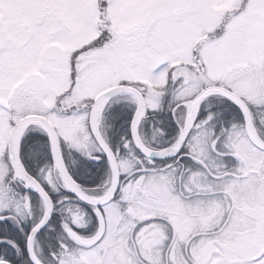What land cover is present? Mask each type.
Here are the masks:
<instances>
[{
  "label": "rangeland",
  "instance_id": "rangeland-1",
  "mask_svg": "<svg viewBox=\"0 0 264 264\" xmlns=\"http://www.w3.org/2000/svg\"><path fill=\"white\" fill-rule=\"evenodd\" d=\"M32 7L37 12L27 21L38 19L43 11L50 20L39 27L29 22L31 26L25 29L23 23L19 24L21 17L17 12ZM0 12L3 24L13 26L0 52V103L4 106H0V215L9 213L24 218L23 201L11 195L7 185L12 170L6 143L10 129L25 117H43L53 127L58 142L60 139L67 149L80 150L87 157L97 150L85 123L87 108L98 95L116 86L139 90L147 110L152 112L160 109L165 96L171 103L181 102L174 110L180 129L186 117L185 103L207 87H222L247 103L264 104V0H106L101 5L99 0H0ZM23 17L27 18L25 14ZM100 22L112 29L111 42L91 47L99 36ZM203 39L205 42L197 48ZM195 56L203 67L202 76L194 72ZM124 97L128 95L117 96L109 103L128 102ZM129 101L136 106L132 97ZM71 107L68 114L63 113ZM113 111L111 106L112 117ZM226 112L227 109L223 114ZM209 121L205 119L188 139L189 147L196 149L194 158L201 159L206 154L209 179L202 172L191 185L187 181L190 174L179 182L170 171L157 177L154 173L145 174L139 179L141 174L128 168L127 160H118L121 174H126L127 169L136 173L129 185L120 184L119 194L125 195L126 187L132 191L135 186L149 193L150 197L143 198L135 211L152 214L157 193V216L163 218L157 220V258L161 260L164 250L172 244L193 248L195 260L208 243L214 244L216 250L219 243H256L253 236L240 238L231 231L229 235V228L234 226L230 225L232 220L222 227L218 208L223 200L218 184L220 170L224 168L223 155L238 163V149L257 157L264 153L253 148L242 128L230 130L221 141L215 139ZM234 173L240 174L236 170ZM202 180H206L207 188L195 186L201 185ZM111 185L109 170L100 190L83 194L101 198ZM135 196H140V192L135 191ZM60 209L71 227L88 228L92 224L91 217L75 203L67 202ZM91 209L98 218L99 211ZM101 209L103 234L98 242L65 245L57 233L59 250L44 263L124 264L129 259L130 264H135L137 255L132 249L127 252L126 234L120 230L115 233L113 218L121 211L118 205L110 203ZM122 209L126 212L125 207ZM41 212L43 216V204ZM207 215L209 227L205 229L209 235L202 234V229L196 235L197 225ZM63 230L67 239L73 235L69 226L63 225ZM145 245L151 250L146 255L143 251L137 254L155 260L154 236H145L139 245L148 251ZM34 252L38 257L42 255L37 246ZM170 255L172 259V252ZM214 260L219 261L218 257Z\"/></svg>",
  "mask_w": 264,
  "mask_h": 264
},
{
  "label": "flooded vegetation",
  "instance_id": "flooded-vegetation-1",
  "mask_svg": "<svg viewBox=\"0 0 264 264\" xmlns=\"http://www.w3.org/2000/svg\"><path fill=\"white\" fill-rule=\"evenodd\" d=\"M58 1L63 2L64 0H57V2ZM105 1L106 0H99V5L103 4ZM36 12L37 11L33 9V7L32 9H29V11L21 10L17 12V15L21 17L19 24L23 23V26L25 27V29H29V27L31 26L29 25L30 24L29 22H31V24L34 25L35 27H39L41 25H44L45 23H48V21L50 20L48 18L50 17L44 11L38 19L33 20V21H27V19L33 18ZM24 14L27 16V18L23 17ZM155 18L156 19L154 21L156 22L157 16ZM58 21L62 23L61 18H59ZM103 23L104 22H100L99 24L100 33H99L97 40L99 41L98 42L99 44H108L109 42H111L113 31L110 27L103 26ZM12 30H13L12 25L10 26L8 24H3V20L1 19V12H0V52L2 49L3 41L9 39L8 36H10V34L12 33ZM97 40L95 41L97 42ZM197 60L198 59L194 58V61L196 62V66H197L194 68V72H196L199 76H202L201 74L203 72L201 70L202 65L201 67H199L197 64ZM247 104L250 105L251 107V112H250L251 126L254 129L256 136L259 137V139L264 142V104L262 105L256 104L254 101L253 103H247ZM177 106L173 109V113H174V110H176ZM87 111H88V116H87L86 122H87V128H88V117H89V112H90V106L87 108ZM172 119L177 129V135H176L177 137L179 130H180V125H179L180 119L177 120V117L175 115L172 116ZM203 121H205L204 118H201L200 120L197 116L195 117L194 123L190 129L191 131L189 135L187 136L183 147L181 148L179 153L171 159L162 160V161L148 160L142 157L137 152V150L134 148V146H133L134 150L128 149V148L125 150L122 156V159H125L128 161V166H127L128 168L137 170V172L141 174V177L139 179H142L145 174L154 173V175H156L157 177V174L164 173L167 171H170L174 175V177L178 178L179 182L185 180V178L190 174L191 176L189 179H187V181L190 182L191 185L194 182H196L194 179L197 176L199 177L202 172H203V175L204 176L206 175V177L209 179V176H210L209 167H207L206 162H205L206 154L203 153L201 159H198V158L196 159L193 157L196 149L191 148L188 145V139L193 133V130L196 129L198 126H200V124L203 123ZM239 121H241L242 124ZM238 122H239V125H233L230 127L229 130L226 129V126L224 125L225 123H223L220 131H218L217 133L214 131L211 132L212 136L215 139L221 141L224 137H226L229 133H231L230 130L242 128L244 137L247 139V141H249L245 133L242 116H240ZM101 123H100V126H98L100 134H101ZM88 133L91 136L89 132V128H88ZM129 133H130V130H129ZM253 148L264 153V151L259 150L254 146ZM166 149H163V150H166ZM154 151H157V150H154ZM226 156L227 155H223L224 168L220 170L221 173L219 175L220 177L219 180L221 181L218 184V192L221 195V199L223 200L222 204H219V208H218V214L221 216L220 220L223 221L222 227H224L223 225H226L228 220H232L230 225L233 224L234 226L231 229L229 228V231H228L229 235H231V232L232 234L235 232L233 236H239L240 238L242 236H253V239L256 240L255 241L256 243L229 245V246L227 244L219 243L217 247L218 250H216L215 245L212 244L213 251L208 260L203 257V252H204V249L210 243L204 245L201 252L198 251V253L200 252V255H197L195 260H193L192 258L193 257L192 253L194 251L193 248L189 249L187 248L186 245L182 246L178 244H172L169 246L171 247L170 249L164 250V252H166L165 255L163 256L164 260H161L160 259L161 257L157 258V231H160V229H157V220H163L161 216H157V193H155V198H154L155 199L154 201L155 211L152 212V214L151 213L147 214L146 212L135 211V209L141 207V204L143 203L142 199L149 198L150 196H149V193L145 189L142 190L140 186H135L134 189L132 188V191L126 187L127 191L125 195L119 194L120 184L122 183L125 185L127 184L129 185L130 181L132 180V177H134V175L136 174L133 172L131 173L130 171L128 172L129 169H127L126 171L128 173L127 172L126 174L120 173V180H119V186H118L117 192L113 200L110 202V203H114L115 205H118V208L121 211L118 212L119 216H117L116 218H113V217L111 218H113L116 223L114 225L115 233L117 232L116 230L118 231L120 230L123 233V235L126 234V245L125 246L127 248V252H129L132 249V251L136 253L137 258L134 261L135 264H217L219 261H220L219 262L220 264H264V154H262L260 157H257L251 154H246L242 152V150L238 149V153L236 154V157L237 156L240 157L238 160L239 161L238 163L232 162L231 159L229 158L227 159ZM235 170L239 171L240 174L234 173ZM42 172L43 171L41 170L40 174H38L40 178H43ZM31 178L49 196L53 204V213H52L51 219H53L55 215H58V218L60 219H64L63 216L65 215V212L62 213L60 208L64 207L65 204L69 201L65 199L64 197L60 196V190L58 189V186H56V181H50V180L40 181L33 177ZM43 182H45V184L48 185L47 189H44ZM7 185L10 190L11 195L13 194L20 201H23L24 207H25V211H24L25 214H24L23 219L14 217L13 215L10 214L11 218L13 217L12 218L13 220L19 221L21 225V227L15 228L14 230H11V231L14 233L21 234V235H24V234L29 235L31 231V230L28 231L29 225H31L30 221L39 217L40 213H41V216L39 217L38 222L43 217L42 212H41V205L43 203L37 195L33 194L32 192L24 188L23 182L14 178L13 172H12V178L8 181ZM206 185H207L206 180H202L201 185L197 184L195 186L197 188L198 187L207 188L208 186ZM49 187H52V191L54 192H52L51 188ZM78 188L81 190L82 193L87 195L88 193L86 191L87 189L83 190L80 187ZM49 191L53 193L54 200L51 199L50 197L51 193L49 194ZM135 191L137 192L139 191L140 196L136 197ZM55 194L57 196V200L54 197ZM121 204L123 205L121 206ZM124 207L126 208V212H123L124 209L122 208ZM101 208L97 210L100 212V214L104 218ZM84 211L86 212V210ZM87 214L89 215V213ZM90 214H91V219H92V224L90 227L79 228L81 231L83 230L84 232L77 231L76 228L71 229L70 232H72L73 234L75 233L80 238L93 237L97 233L99 222H98L97 215L92 213V209H91ZM207 217H208L207 219L204 218L201 221L200 225H197L195 229V232L198 230L196 235L199 233L200 229H202V231L205 232L202 234L209 235V232L207 231V229H205L206 227H209V216L207 215ZM38 222L35 225H37ZM48 225L49 223L39 233V235L42 234V235L48 236L51 233L57 234L61 231V228H58V229L50 228L48 227ZM148 232L150 233L145 235ZM63 234H67V233H65V231L63 230ZM28 235L26 236V241H27ZM38 236L36 237L34 241L33 249H34V246L36 245ZM145 236H149V237L154 236L155 238L156 251H155V260L153 261L149 259L146 260L141 257V254L140 255L137 254V252L143 251V253L146 255L149 252V250H151V248L148 247L147 245L145 246L148 247V251L146 249H142V247L141 248L139 247V245L144 242ZM25 245H26V242H25ZM171 252H172V257H173L172 259L169 258L171 256L170 255ZM216 253L218 256L216 255ZM215 257H218L219 261L214 260ZM124 264H130L129 259L125 261Z\"/></svg>",
  "mask_w": 264,
  "mask_h": 264
},
{
  "label": "trees",
  "instance_id": "trees-1",
  "mask_svg": "<svg viewBox=\"0 0 264 264\" xmlns=\"http://www.w3.org/2000/svg\"><path fill=\"white\" fill-rule=\"evenodd\" d=\"M90 46L97 47L99 46V43L94 41ZM124 99H128V102L121 104H114V102L111 104L109 103L104 109L101 121V136L115 155L117 161L120 160L119 158H122L127 148L134 150L130 139L129 128L131 118L135 111V106L129 101L131 99L130 96L124 97ZM162 102L160 109L155 112L147 110L146 107L145 115L141 119L138 127V132L143 144L146 147L157 151L168 147L170 148L175 143L177 139V129L172 119V116H174L173 109L181 104V102L171 103L166 96L163 98ZM245 104L247 105L249 112H251L250 105H248L247 102H245ZM58 106L59 105L57 104V107ZM111 106L112 108H115V111L112 113L113 117L109 114L111 112H109ZM72 109L73 108L71 107L63 113L68 114ZM225 109H227V112L224 115L223 112ZM240 116L238 108L232 102L218 95H213L205 99L200 104L197 113V117L200 120L201 118L210 119L209 123L213 128L212 131L216 133L220 131L223 123H225L224 125L228 130L233 125H239V122L242 124L241 121L238 122ZM85 123L87 125L86 121ZM90 139L96 146L97 150L94 154L92 153L87 157L81 155L80 150L72 151L67 149L59 139L62 157L70 176L78 187L83 190L87 189L86 191L88 193L101 189L100 184L107 171L110 170L106 158L91 136ZM20 160L30 177L40 181H56V186H58V189L60 190V196L67 199L69 202L82 207V209L86 210L91 217V207L75 199L63 187L59 174L57 170L54 169L49 145L43 130L38 127H30L25 132L20 141ZM41 170L43 171V178L38 176ZM10 178H12V176H10ZM47 186L48 185L43 182L44 189H47ZM49 188H51L52 191V187ZM51 191H49V194L51 193L50 197L54 200L52 193L54 191ZM54 197L57 200L56 194ZM39 217L30 221L31 225H29L28 231L36 226L35 224L38 222ZM12 218L9 213L0 215V261H5L10 264H30L27 258L25 245L26 236L28 234L21 235L12 232L11 230L21 227L20 222L13 220ZM63 225L69 226L71 229L74 228L71 227V223L66 214L64 215V219H60L58 218V215H55V217L50 220L48 227L57 229L61 228V233L59 232L57 234L62 236L60 237L61 239L57 238V235L53 233L48 236L42 234L38 236L35 246L40 248L42 255H39V257L38 255H35L42 264H45L44 262L46 258L50 259V257L59 250L61 242L57 241V239L63 241V244L65 243V245L73 242L70 238L67 239L66 234H63ZM77 231L84 232L79 228Z\"/></svg>",
  "mask_w": 264,
  "mask_h": 264
},
{
  "label": "water",
  "instance_id": "water-1",
  "mask_svg": "<svg viewBox=\"0 0 264 264\" xmlns=\"http://www.w3.org/2000/svg\"><path fill=\"white\" fill-rule=\"evenodd\" d=\"M206 39H203L201 43L197 46L199 48L205 42ZM195 49V52L197 51ZM195 59L196 56H195ZM197 64L201 67V63L197 60ZM203 71V68L201 67ZM120 95H128L131 96L135 102L136 107L133 113L131 123H130V138L134 148L137 152L144 158L151 160V161H162L167 160L175 157L181 148L183 147L187 135L194 123L195 117L198 113V109L200 104L210 96L218 95L228 99L232 102L240 111L241 116L243 118V124L246 136L249 142L259 150L264 151V143L257 138L254 130L251 126V118L250 112L245 104V102L239 98L237 95L229 91L228 89L222 87H207L197 93L192 99H190L187 103H185L186 107V117L183 128L179 130L178 137L175 143L166 150L161 151H154L150 150L145 147L139 137L138 134V125L141 119L145 115L146 111V103L142 93L132 86H116L112 89H109L96 97L93 104L90 107L89 117H88V128L91 134L92 139L96 143L97 147L100 149L104 157L106 158L110 170L112 172V185L108 192L102 196L101 198H91L84 195L81 190L78 188L72 177L70 176L60 149L59 142L57 140V135L53 129V127L45 120L43 117L40 116H29L25 117L19 121H17L13 127L10 129L8 136H7V158L11 170L13 172L14 178L20 180L24 184V188L33 194L37 195L44 205V215L42 219L38 222V224L30 231L27 241H26V253L27 258L30 264H42L33 251V245L36 237L39 233L47 226L49 223L52 213H53V204L49 198V196L43 191V189L27 174L25 171L23 164L20 160V141L25 134V132L30 127H38L44 131L47 142L49 145L50 155L53 162L54 169L57 170L60 180L64 185L66 191L70 193L75 199L80 201L81 203L94 208L99 209L107 204H109L118 189L119 180H120V170L118 161L101 136L98 127V121L96 120L97 114V105L100 100H106L105 105L111 101L112 99L116 98ZM182 105V104H181ZM0 106L3 104L0 103ZM4 107V106H3ZM105 106L103 107L104 110ZM102 110V112H103ZM101 112V113H102ZM97 121V122H96ZM99 227L97 233L91 238H80L79 236L73 234L71 235L70 239L79 245H93L98 242L103 234V219L99 212L98 216ZM213 251L212 243H210L203 252V257L205 259H209ZM0 264H10L5 261H0Z\"/></svg>",
  "mask_w": 264,
  "mask_h": 264
},
{
  "label": "bare ground",
  "instance_id": "bare-ground-1",
  "mask_svg": "<svg viewBox=\"0 0 264 264\" xmlns=\"http://www.w3.org/2000/svg\"><path fill=\"white\" fill-rule=\"evenodd\" d=\"M105 103H106V100H100L99 102H98V105H97V114H96V120L98 121V119H99V117H100V114H101V112H102V110H103V107L105 106ZM96 121V122H97Z\"/></svg>",
  "mask_w": 264,
  "mask_h": 264
}]
</instances>
